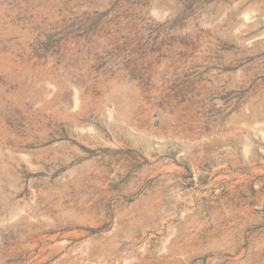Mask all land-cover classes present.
Masks as SVG:
<instances>
[{
    "label": "rangeland",
    "instance_id": "374dc122",
    "mask_svg": "<svg viewBox=\"0 0 264 264\" xmlns=\"http://www.w3.org/2000/svg\"><path fill=\"white\" fill-rule=\"evenodd\" d=\"M0 264H264V0H0Z\"/></svg>",
    "mask_w": 264,
    "mask_h": 264
}]
</instances>
